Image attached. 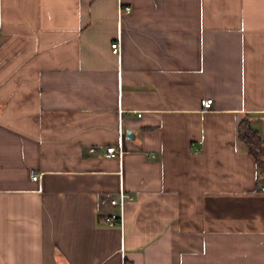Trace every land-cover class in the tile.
<instances>
[{"label": "crops", "instance_id": "obj_1", "mask_svg": "<svg viewBox=\"0 0 264 264\" xmlns=\"http://www.w3.org/2000/svg\"><path fill=\"white\" fill-rule=\"evenodd\" d=\"M241 120L264 143V0H0V264H264Z\"/></svg>", "mask_w": 264, "mask_h": 264}, {"label": "built area", "instance_id": "obj_2", "mask_svg": "<svg viewBox=\"0 0 264 264\" xmlns=\"http://www.w3.org/2000/svg\"><path fill=\"white\" fill-rule=\"evenodd\" d=\"M131 8L129 6H118V16L120 17L121 14H128L130 12ZM110 48L113 52L119 53L120 51V46L118 41H115L110 44ZM202 109H209L211 100L206 99L202 100L200 102ZM90 153H95V150L92 148L89 150ZM122 154L121 147H112V146H107L104 148V151L102 152V156L106 158H120ZM31 180H36L37 175L32 174ZM132 201V196L130 195L129 192L124 191L122 188L119 189L116 195H106L104 198L100 199V204L105 205L109 208V211L101 214L102 219L104 220L105 224L109 226H114L118 225L121 226L122 221H123V212L125 205L128 202Z\"/></svg>", "mask_w": 264, "mask_h": 264}, {"label": "trees", "instance_id": "obj_3", "mask_svg": "<svg viewBox=\"0 0 264 264\" xmlns=\"http://www.w3.org/2000/svg\"><path fill=\"white\" fill-rule=\"evenodd\" d=\"M238 137L260 168L264 169V143L257 132L250 127L248 121L241 120L239 122Z\"/></svg>", "mask_w": 264, "mask_h": 264}]
</instances>
